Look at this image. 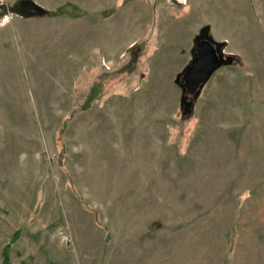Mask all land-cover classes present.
<instances>
[{"label": "rangeland", "instance_id": "374dc122", "mask_svg": "<svg viewBox=\"0 0 264 264\" xmlns=\"http://www.w3.org/2000/svg\"><path fill=\"white\" fill-rule=\"evenodd\" d=\"M0 0V264H264V0ZM209 26L234 58L182 117Z\"/></svg>", "mask_w": 264, "mask_h": 264}, {"label": "water", "instance_id": "95a60500", "mask_svg": "<svg viewBox=\"0 0 264 264\" xmlns=\"http://www.w3.org/2000/svg\"><path fill=\"white\" fill-rule=\"evenodd\" d=\"M2 12L8 7L0 5ZM23 18L42 17L47 11L31 0H20L9 8ZM224 42H218L210 34L209 26L202 27L193 39L191 59L186 67L176 75L174 83L181 90L180 110L182 117H189L202 88L211 76L222 67L234 63V58L223 53Z\"/></svg>", "mask_w": 264, "mask_h": 264}, {"label": "trees", "instance_id": "16d2710c", "mask_svg": "<svg viewBox=\"0 0 264 264\" xmlns=\"http://www.w3.org/2000/svg\"><path fill=\"white\" fill-rule=\"evenodd\" d=\"M6 250L7 248H5L4 252H3V257H2V262L1 264H7L8 263V257L6 255Z\"/></svg>", "mask_w": 264, "mask_h": 264}]
</instances>
